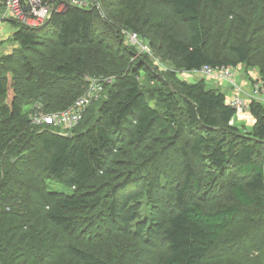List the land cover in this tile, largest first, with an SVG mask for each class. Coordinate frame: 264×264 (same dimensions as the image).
<instances>
[{
    "label": "trees",
    "instance_id": "trees-1",
    "mask_svg": "<svg viewBox=\"0 0 264 264\" xmlns=\"http://www.w3.org/2000/svg\"><path fill=\"white\" fill-rule=\"evenodd\" d=\"M98 1L11 22L0 264H264V104L250 101L251 127L231 124L233 84L189 81L205 65L264 79V0ZM88 75L113 79L68 135L31 124L35 102L68 107Z\"/></svg>",
    "mask_w": 264,
    "mask_h": 264
},
{
    "label": "built area",
    "instance_id": "built-area-1",
    "mask_svg": "<svg viewBox=\"0 0 264 264\" xmlns=\"http://www.w3.org/2000/svg\"><path fill=\"white\" fill-rule=\"evenodd\" d=\"M69 7L101 10L98 0H0V21H16L28 27L40 28L44 27L54 14L63 13ZM129 35L131 43L138 46L139 50L148 51L147 45L136 33H127V38ZM198 72L205 76H212L210 78L216 81L231 83L235 87L233 88L235 94L229 100V104L235 109V116L231 119V124L237 119L247 122L253 120L254 116L249 110L251 100L264 104V79L260 77L252 80L251 90L247 94L248 99L243 101L240 97H235L236 94L239 95L242 88L239 84L237 86V82L234 80V70L229 66L212 68L205 65ZM112 79V77L105 76H88L84 92L64 109L48 112L43 110L42 103L34 104L28 113L30 122L38 125L41 130L52 127V131L68 135L69 129L75 127L82 120L87 108L104 95L105 86Z\"/></svg>",
    "mask_w": 264,
    "mask_h": 264
},
{
    "label": "rangeland",
    "instance_id": "rangeland-1",
    "mask_svg": "<svg viewBox=\"0 0 264 264\" xmlns=\"http://www.w3.org/2000/svg\"><path fill=\"white\" fill-rule=\"evenodd\" d=\"M222 1H223L222 3H224L226 5V1L225 0H222ZM152 13L158 15L159 17H164V18H166L170 22H174V24H175L176 27H179L180 25L182 26V23L181 22H178L174 18V15L169 10V8L165 7L164 5H161V4H153V6H152ZM16 28H17V26H15L13 23H11L9 21H0V50L1 51H5V52H2V55H6V54H9L12 51H15L14 45L12 43V35L15 32ZM102 38L104 40H106L104 36H102ZM127 40H128V42L131 43V41H130V35H129V38H127ZM147 48H148V46H147ZM85 50H87V46H81V47H79V49H77V51H79V52H81V51L84 52ZM149 50L150 49L148 48V51ZM137 52L138 53H141L142 51L138 49ZM134 57H136V56H134ZM239 66L240 67L237 68V71L239 73V76H238V74H235V79H236L237 82H240L241 85L243 84V87H241L242 88L241 89V92L238 93L240 96L236 94L235 97H240L242 100H244V99L247 100L248 99L247 94L251 90V82H252V80H250V78H252V77L254 78V76H259V75H257L258 73H257L256 69L246 68V66H244V65H239ZM184 74H186V73H184ZM197 74L194 73V75H191L189 77V81H192L193 82L199 76H202V75L204 77H212V76H209V75L205 76L204 74L199 73V72ZM88 76H85V80H86V78ZM236 84L238 86V83H236ZM228 94L230 95V97H233L235 93L233 91H231V92L228 91ZM37 103H39V102H35L34 104H37ZM94 103H96V102L94 101L91 105H93ZM43 110H45L44 109V106H43ZM92 112H94V110H92ZM255 120H256V118H254V117H253V120H250V122H246L245 120L242 119L239 122L237 121V124H240V122H244L245 123V126H246V124H248V126L250 127L251 124H252V122H255ZM31 124H32V122H31ZM145 256H147V255H145ZM146 260L148 261V259H146Z\"/></svg>",
    "mask_w": 264,
    "mask_h": 264
},
{
    "label": "crops",
    "instance_id": "crops-1",
    "mask_svg": "<svg viewBox=\"0 0 264 264\" xmlns=\"http://www.w3.org/2000/svg\"><path fill=\"white\" fill-rule=\"evenodd\" d=\"M12 43H13V45H14V48L18 46V43H17L16 41H13V40H12ZM2 52H5V51H1V50H0V56L2 55ZM205 78H207V77H205ZM222 85H224V83H222ZM240 86L243 87V84H242V85L240 84ZM225 87H226V86H222V88H225ZM237 121L239 122V121H241V120L237 119V120L235 121L236 124H237ZM246 122H247V121H246ZM252 124H253V123H252ZM252 124H251V126H252ZM237 125H239V126H240V125H244V126H245V123H244V122H240V124H237ZM251 126H250V127H251ZM245 127L249 128L248 124H246Z\"/></svg>",
    "mask_w": 264,
    "mask_h": 264
},
{
    "label": "bare ground",
    "instance_id": "bare-ground-1",
    "mask_svg": "<svg viewBox=\"0 0 264 264\" xmlns=\"http://www.w3.org/2000/svg\"><path fill=\"white\" fill-rule=\"evenodd\" d=\"M243 101H244V100H243ZM32 125H33V124H32ZM35 127H36V125H35ZM37 127H38V126H37ZM37 127H36V128H37Z\"/></svg>",
    "mask_w": 264,
    "mask_h": 264
},
{
    "label": "clouds",
    "instance_id": "clouds-1",
    "mask_svg": "<svg viewBox=\"0 0 264 264\" xmlns=\"http://www.w3.org/2000/svg\"><path fill=\"white\" fill-rule=\"evenodd\" d=\"M235 121H236V120H235ZM235 121H234V122H235ZM234 122H233V123H234Z\"/></svg>",
    "mask_w": 264,
    "mask_h": 264
}]
</instances>
